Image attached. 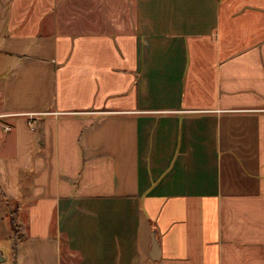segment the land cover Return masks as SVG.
Listing matches in <instances>:
<instances>
[{"label":"crops","instance_id":"1","mask_svg":"<svg viewBox=\"0 0 264 264\" xmlns=\"http://www.w3.org/2000/svg\"><path fill=\"white\" fill-rule=\"evenodd\" d=\"M0 254L264 264V0H0Z\"/></svg>","mask_w":264,"mask_h":264},{"label":"rangeland","instance_id":"2","mask_svg":"<svg viewBox=\"0 0 264 264\" xmlns=\"http://www.w3.org/2000/svg\"><path fill=\"white\" fill-rule=\"evenodd\" d=\"M14 209H15L14 206H10V211H12ZM20 231H21V229H20L19 225H18V227H17V225H16V227H13V234L14 235H18L19 233H21Z\"/></svg>","mask_w":264,"mask_h":264},{"label":"trees","instance_id":"3","mask_svg":"<svg viewBox=\"0 0 264 264\" xmlns=\"http://www.w3.org/2000/svg\"><path fill=\"white\" fill-rule=\"evenodd\" d=\"M10 215H11V221H12V228L13 227H16V225L18 227L19 224L17 223V221L15 219V214H14V211L13 210L10 211Z\"/></svg>","mask_w":264,"mask_h":264},{"label":"water","instance_id":"4","mask_svg":"<svg viewBox=\"0 0 264 264\" xmlns=\"http://www.w3.org/2000/svg\"><path fill=\"white\" fill-rule=\"evenodd\" d=\"M4 260V257L0 254V261L2 262Z\"/></svg>","mask_w":264,"mask_h":264},{"label":"built area","instance_id":"5","mask_svg":"<svg viewBox=\"0 0 264 264\" xmlns=\"http://www.w3.org/2000/svg\"><path fill=\"white\" fill-rule=\"evenodd\" d=\"M7 128H10V127H7Z\"/></svg>","mask_w":264,"mask_h":264}]
</instances>
